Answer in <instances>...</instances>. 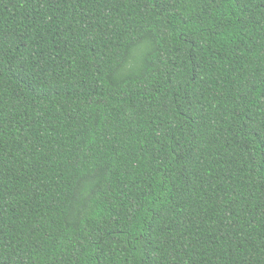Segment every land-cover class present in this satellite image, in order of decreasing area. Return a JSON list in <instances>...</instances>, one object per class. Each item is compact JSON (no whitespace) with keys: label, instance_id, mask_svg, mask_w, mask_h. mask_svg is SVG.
Listing matches in <instances>:
<instances>
[{"label":"trees","instance_id":"16d2710c","mask_svg":"<svg viewBox=\"0 0 264 264\" xmlns=\"http://www.w3.org/2000/svg\"><path fill=\"white\" fill-rule=\"evenodd\" d=\"M0 264H264V0H0Z\"/></svg>","mask_w":264,"mask_h":264}]
</instances>
